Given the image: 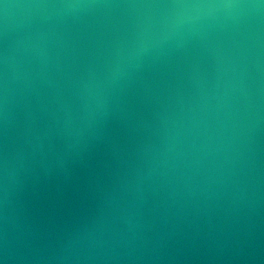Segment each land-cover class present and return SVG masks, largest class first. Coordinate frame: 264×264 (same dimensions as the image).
Segmentation results:
<instances>
[{"label": "water", "instance_id": "95a60500", "mask_svg": "<svg viewBox=\"0 0 264 264\" xmlns=\"http://www.w3.org/2000/svg\"><path fill=\"white\" fill-rule=\"evenodd\" d=\"M0 264H264V0H0Z\"/></svg>", "mask_w": 264, "mask_h": 264}]
</instances>
